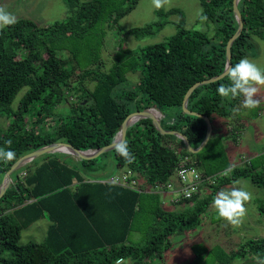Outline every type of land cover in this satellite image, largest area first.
Instances as JSON below:
<instances>
[{
    "label": "trees",
    "instance_id": "obj_1",
    "mask_svg": "<svg viewBox=\"0 0 264 264\" xmlns=\"http://www.w3.org/2000/svg\"><path fill=\"white\" fill-rule=\"evenodd\" d=\"M130 1L118 11L112 0H67L70 13L64 20L42 26L18 18L0 29V148L15 152L12 161H0V177L20 158L53 143L83 151L109 146L122 124L145 109L162 112L163 129L185 134L195 148L202 144L207 122L185 112L183 102L195 83L225 71L227 45L239 27L235 0H200L203 15L217 27L215 37L184 26L176 7L171 12L181 13L177 32L140 47L127 45V39L153 35L165 21L124 29L120 19L140 0ZM238 6L244 28L232 45V66L247 56L254 36H264V0H239ZM106 23L122 34L119 48L106 44ZM105 45L113 51L108 71L103 68ZM130 72H140L136 83ZM229 83L226 75L198 87L188 109L211 121L231 117L243 96L222 98L216 92ZM124 141L135 156L131 164L114 149L99 155L102 163L99 156L71 163L72 154L67 159L59 151L16 170L0 198V264H115L118 258L144 264L162 255L160 242L170 247L169 235L201 226L219 185L249 178L264 189V172L254 165H235L230 175L224 174L227 162L217 171L206 170L201 151H190L182 138L162 132L150 117L129 126ZM109 159L113 167L108 170ZM182 161L196 169L198 179L185 181L179 175ZM123 176L125 183L113 180ZM176 181L182 185L176 187L181 197L176 203L185 205L179 209L166 207L164 197ZM205 186H213L212 191L204 194ZM146 200L154 204L151 238L144 245L129 244ZM258 209L264 216V199ZM45 217L52 222L45 239L21 243L22 231ZM234 254L264 258V238L249 239Z\"/></svg>",
    "mask_w": 264,
    "mask_h": 264
},
{
    "label": "rangeland",
    "instance_id": "obj_2",
    "mask_svg": "<svg viewBox=\"0 0 264 264\" xmlns=\"http://www.w3.org/2000/svg\"><path fill=\"white\" fill-rule=\"evenodd\" d=\"M112 1L117 6L118 11L126 8L131 2L130 0ZM0 7L12 13L16 19H31L42 26L52 25L56 21L64 20L70 13L67 0H0ZM176 7L181 9L183 13L182 21L184 22V26L192 30L207 31L210 37L217 35V27L207 19H201V17L205 16L203 15V7L200 0H169L168 4L160 9H156L152 5V0H140L132 11L120 19L118 24H121L124 29H129L165 21V26L160 30H156L153 35H148L141 39L131 36L127 39L128 42L126 44L131 47H140L166 41L177 32L178 26L176 22L181 20L180 12H171V9ZM109 25V23L105 24L107 26L106 44H110L111 46L116 45L119 48L122 34H120L116 25ZM112 57L113 51L105 45L102 58L104 60L103 68L107 71L112 66ZM245 58H248L257 66L264 68L263 35L254 36L252 46L249 48ZM139 75L140 72H130V81L136 83L139 80ZM258 88L259 91L256 94V98L260 101V104L257 108H243L242 98L241 102L234 108L231 117L212 119V135L199 153L201 165L206 170L217 171L227 162L231 168L235 165L252 164L257 171L264 172V85L258 86ZM19 97L20 95L14 103H17ZM133 112L136 111L134 110ZM151 112L155 116L162 117V112L157 108H152ZM2 124L4 127H7L9 122L6 119H2ZM233 126L235 128L231 131L230 129H233ZM238 126L239 129H237ZM233 133L237 140L233 137ZM63 154L67 159L70 157L67 155L69 153L63 152ZM71 156V163L79 160L76 156ZM99 162H103L101 156H99ZM111 167H113V163L109 159L108 170ZM189 167L191 166L189 165ZM189 175V181H192L193 178L198 179V175L195 177L193 173ZM226 175H230V172ZM3 176L0 177V180H2ZM218 178L213 183L217 184ZM235 182H237L236 187L243 188L252 193L251 200L245 204L246 214L242 218L241 223L233 225L219 218L211 203L207 212L203 215L204 220L201 226L183 234L175 233L169 235L170 247L165 249L164 242H160L161 248H164L162 255L157 253L151 259L152 261L144 264H258V261L264 260V258L254 254H247L245 257L233 256L235 255L234 252L240 249L249 239L254 237L264 238V216L258 209L259 201L264 199V189L254 184L249 178H240ZM188 183L184 185L186 189L191 185ZM180 186L182 185L176 181L174 186H169L170 188L164 193V197H169L166 207L170 208L171 205L172 208L179 209L178 207L185 206L184 204L179 206L176 203L181 199L178 193L180 191H177L178 189L176 188ZM205 187L204 194L209 193L213 189V186ZM231 187H233V183L222 184L218 186V191ZM186 195H191V191L186 192ZM144 196L149 195L144 194ZM145 205L139 211L134 221L132 231L127 240L129 244L144 245L151 238V228L155 222L151 208L154 204L150 200H146ZM51 224L52 222L49 217L38 219L22 231L20 242H42ZM124 262L125 264H134L128 258Z\"/></svg>",
    "mask_w": 264,
    "mask_h": 264
},
{
    "label": "clouds",
    "instance_id": "obj_3",
    "mask_svg": "<svg viewBox=\"0 0 264 264\" xmlns=\"http://www.w3.org/2000/svg\"><path fill=\"white\" fill-rule=\"evenodd\" d=\"M169 0H152V5L160 9L168 4ZM206 19V17H201ZM17 22L16 17L5 8L0 7V27L11 26ZM229 84H220L216 89L222 98H236L243 96L242 107L245 109L257 108L260 101L256 98L259 91L258 86L264 85V68L257 66L248 58H241L234 66L226 69ZM232 131V129H230ZM8 144L11 141L7 142ZM113 148L117 155L121 156L126 163L131 164L135 161V156L131 152L127 141L121 140L113 142ZM15 159V152L0 148V161L8 162ZM232 170L231 166L225 170V175ZM237 182H233V187L224 188L218 191L212 200V207L216 210L219 218L228 223L237 225L242 222L246 214V202L252 198V193L236 187ZM115 264H125L123 258H118ZM264 264V260L258 261Z\"/></svg>",
    "mask_w": 264,
    "mask_h": 264
},
{
    "label": "water",
    "instance_id": "obj_4",
    "mask_svg": "<svg viewBox=\"0 0 264 264\" xmlns=\"http://www.w3.org/2000/svg\"><path fill=\"white\" fill-rule=\"evenodd\" d=\"M239 0H235L234 2V11H235V15L237 17V20L239 22V27L236 31V33L231 37V39L228 42L227 45V66L226 69L228 67L232 66V45L233 43L236 41V39L241 35L243 28H244V21H243V17L242 14L239 10V6H238ZM226 69L223 73H221L220 75H217L215 77L206 79L204 81H199L197 83H195L186 93L185 98H184V102H183V108L184 111L192 114V115H197L200 116L202 118H204L207 122V134L206 137L203 141V143L199 146V147H193L190 144V141L188 139V137L179 132V131H170V130H165L162 128L161 126V122H160V117L155 116L152 112L151 109H145L144 111H140V112H136L133 114L134 118L130 119V117L122 124L120 131L118 132V136L115 139L116 142H119L121 140H125L126 139V135H127V130L129 128V126H131L132 124L138 122L139 120H141L142 118H147L150 117L153 119L155 125L164 133H173L175 135H177L178 137L182 138L186 144V146L188 147V149L194 153H197L199 151H201L205 145L208 143V141L210 140V137L212 135L213 132V125H212V121L208 116H205L203 114H200L198 112H193L191 110L188 109V101L190 96L192 95V93L194 92L195 89H197L198 87L204 85V84H208L211 82H215L221 78H224L227 75ZM114 142V141H113ZM113 143L109 146H106L104 148H100V149H90V150H78L76 148H72V147H68L66 144L64 143H53L50 145H46L22 158H20L19 160H17L12 167L5 173V176L3 178V181L0 185V198L5 194V192L7 191V189L9 188V186L11 185L12 182V174L18 170L19 168H21L22 166H24L25 164L31 162L32 160L38 158L39 156L46 154V153H52V152H66L69 154H72L74 156H76L79 159L82 158H92V157H96L99 156L100 154L104 153V152H108L110 150H113Z\"/></svg>",
    "mask_w": 264,
    "mask_h": 264
},
{
    "label": "built area",
    "instance_id": "obj_5",
    "mask_svg": "<svg viewBox=\"0 0 264 264\" xmlns=\"http://www.w3.org/2000/svg\"><path fill=\"white\" fill-rule=\"evenodd\" d=\"M179 175L185 180V181H187V178L189 177V174L190 173H193V174H195L196 176H197V174H196V169L193 167V166H191V167H189V165H188V163L186 162V161H182L181 163H180V165H179ZM126 178L127 177H125V176H123V178H122V181L120 180V178H118V177H116V178H114L113 180L114 181H120V182H122V183H125V180H126Z\"/></svg>",
    "mask_w": 264,
    "mask_h": 264
},
{
    "label": "crops",
    "instance_id": "obj_6",
    "mask_svg": "<svg viewBox=\"0 0 264 264\" xmlns=\"http://www.w3.org/2000/svg\"><path fill=\"white\" fill-rule=\"evenodd\" d=\"M228 128V127H227ZM244 163V162H243ZM169 195V194H168ZM169 198V197H168Z\"/></svg>",
    "mask_w": 264,
    "mask_h": 264
}]
</instances>
